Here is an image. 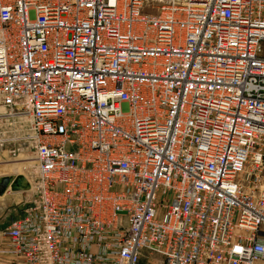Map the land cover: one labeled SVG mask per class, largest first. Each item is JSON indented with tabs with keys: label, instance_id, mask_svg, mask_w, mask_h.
I'll use <instances>...</instances> for the list:
<instances>
[{
	"label": "built area",
	"instance_id": "1",
	"mask_svg": "<svg viewBox=\"0 0 264 264\" xmlns=\"http://www.w3.org/2000/svg\"><path fill=\"white\" fill-rule=\"evenodd\" d=\"M26 149L23 264H264V0H0Z\"/></svg>",
	"mask_w": 264,
	"mask_h": 264
},
{
	"label": "rangeland",
	"instance_id": "2",
	"mask_svg": "<svg viewBox=\"0 0 264 264\" xmlns=\"http://www.w3.org/2000/svg\"><path fill=\"white\" fill-rule=\"evenodd\" d=\"M23 155H24V157H27L28 158L29 157V150L26 149L24 151H21L20 154L18 156H15V157H12V156L9 157L6 151H0V158L1 159H8L9 160L8 162H12V159L18 158L19 156H23ZM11 168L12 167L8 168V164H5V165L4 164L3 165L0 164V178H2L4 176H6V177H12V176L17 175L15 169L14 168L11 169ZM22 172H23V174H25L26 169L25 168H22ZM6 192H7V196L8 197H13V196L16 197V198L14 197L15 199L14 198H10L8 200L9 202L11 200L12 201L13 200L18 201L21 198L20 196H23V200H27V198H30L31 197V192H28V191L27 192H23V193H16V192L15 193H13V192L11 193L9 190H6ZM1 195L2 194H0V196ZM6 199L2 200V197H0V241L3 242V243L5 242V238H4V236H2V231L6 227L4 221L5 222H8L7 220H8V217L9 216H10L9 218H12V216H17L23 210L22 209V206H21L22 204L18 206L17 203H13V204H11V206H13V209H10V211L6 212V209H4L2 207V203L3 202L4 203H8ZM5 213H10V215L7 216ZM6 216H7V218H6ZM20 260H19V262H21L23 264V262L20 261Z\"/></svg>",
	"mask_w": 264,
	"mask_h": 264
},
{
	"label": "bare ground",
	"instance_id": "3",
	"mask_svg": "<svg viewBox=\"0 0 264 264\" xmlns=\"http://www.w3.org/2000/svg\"><path fill=\"white\" fill-rule=\"evenodd\" d=\"M14 126H15V122L14 121H12L11 122ZM19 126H20V129H19V132L18 133H20V134H25V132L27 131V122H26V120H23L22 122H20L19 123ZM17 130L15 129V130H13V132H16ZM11 132L12 131H10L9 130V133L11 134ZM13 135H14V133H13ZM22 135H20V137L22 136ZM9 160L8 159H1L0 158V164H8V168H10V167H12V168H14L15 169V171H16V174L17 175H21V176H23L24 178L26 177V179H27V175H25V174H23V172H22V168H25L26 170L29 168V167H31L32 166V159H31V157L29 156L28 158L27 157H24V155L23 156H19L18 158H15V159H12V162H8ZM11 168V169H12ZM14 172V171H13ZM15 175V174H14ZM16 176V175H15ZM4 177H6V176H4ZM1 179V178H0ZM28 180V182H29V178L27 179ZM29 189H30V184H29V188L27 189L28 191H29ZM7 190H9V187L7 188ZM4 192V191H3ZM3 192H2V194H3ZM11 192V191H10ZM12 192H15V191H12ZM18 192V191H17ZM23 192H26V191H22V192H20V193H23Z\"/></svg>",
	"mask_w": 264,
	"mask_h": 264
},
{
	"label": "crops",
	"instance_id": "4",
	"mask_svg": "<svg viewBox=\"0 0 264 264\" xmlns=\"http://www.w3.org/2000/svg\"><path fill=\"white\" fill-rule=\"evenodd\" d=\"M7 190V189H6ZM6 190L3 192V194L0 196V197H2V200H4V199H6L7 200V202L8 203H2V207L4 208V209H6V212H8V211H10V209H13V206H11V204H13V203H17L18 204V206L19 205H21L22 204V201H24L23 200V196H20L21 198L18 200V201H16V200H11L10 202L8 201L10 198H14L15 196H13V197H8L7 196V192H6ZM5 193V194H4ZM12 193V192H11ZM13 193H15V192H13ZM16 193H20V192H16ZM16 198V197H15ZM14 198V199H15ZM22 206V205H21ZM23 207V206H22ZM7 216H9L10 215V213H5ZM7 216H6V218H7ZM10 217V216H9ZM8 217V222H5L4 221V223H5V226H7L8 225V223H9V218ZM13 217V216H12ZM5 218V219H6ZM5 243V242H4ZM4 243L3 242H1L0 241V264H22L21 262H19V260H20V258H18V257H16V256H14V257H12V256H9V255H7V254H5V253H3L2 252V250H1V248L3 247V245H4ZM21 261V260H20Z\"/></svg>",
	"mask_w": 264,
	"mask_h": 264
},
{
	"label": "water",
	"instance_id": "5",
	"mask_svg": "<svg viewBox=\"0 0 264 264\" xmlns=\"http://www.w3.org/2000/svg\"><path fill=\"white\" fill-rule=\"evenodd\" d=\"M9 187V191L22 192L27 191L29 188V182L21 175L12 177H2L0 179V194Z\"/></svg>",
	"mask_w": 264,
	"mask_h": 264
}]
</instances>
